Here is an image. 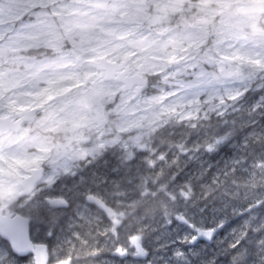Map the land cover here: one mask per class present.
<instances>
[{
    "label": "snow or ice",
    "instance_id": "obj_1",
    "mask_svg": "<svg viewBox=\"0 0 264 264\" xmlns=\"http://www.w3.org/2000/svg\"><path fill=\"white\" fill-rule=\"evenodd\" d=\"M0 264H264V0H0Z\"/></svg>",
    "mask_w": 264,
    "mask_h": 264
}]
</instances>
